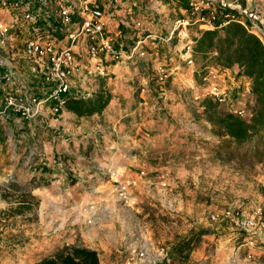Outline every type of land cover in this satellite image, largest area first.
<instances>
[{
    "label": "rangeland",
    "instance_id": "1",
    "mask_svg": "<svg viewBox=\"0 0 264 264\" xmlns=\"http://www.w3.org/2000/svg\"><path fill=\"white\" fill-rule=\"evenodd\" d=\"M143 1L148 21L138 27L127 17L109 30L113 39L119 32L147 40L145 56L118 63L87 57L74 78L86 99L102 88L112 94L102 115L79 119L64 109L56 121L46 105L36 123L0 120V264H35L67 246L120 263L117 250L146 238L170 245L173 264H230L238 232L211 215L264 211V164H251L248 146L225 142L203 115L211 64L195 54L188 65L183 50L201 32L189 26L169 40L171 4L182 0ZM0 20L9 14L0 10ZM117 180L131 182L127 202ZM189 243L193 252L181 253Z\"/></svg>",
    "mask_w": 264,
    "mask_h": 264
},
{
    "label": "built area",
    "instance_id": "2",
    "mask_svg": "<svg viewBox=\"0 0 264 264\" xmlns=\"http://www.w3.org/2000/svg\"><path fill=\"white\" fill-rule=\"evenodd\" d=\"M125 1L113 0L115 4ZM182 6L184 13L176 19L169 40L173 39L176 31L189 26H196L202 33L238 23L264 47V0H186ZM0 10L10 17L9 21L0 20L2 124L36 123L45 117L46 105L59 121L58 115L65 109L67 97L86 98L74 91L73 81L84 71L82 62L87 57L89 60L104 58L106 62L118 63L146 54L142 51L143 41H138L128 50L115 43L110 36L108 16L94 0H0ZM135 24L142 26L141 22ZM24 31L26 36L22 40L19 37ZM59 34L63 36L59 37ZM194 47L195 43L187 42L183 48L188 56L185 59L188 65H194ZM99 74L103 76L106 73L101 71ZM244 79L248 83L244 95H254L252 81L247 77ZM225 80L224 68H206L204 98L216 106H226L229 113L250 121L255 103L243 104L241 98L234 100L233 91L226 86ZM115 184L119 198L127 202L131 182L117 180ZM240 210L241 207L237 212L229 210L225 215H211L214 223H229L238 232L234 237L230 264H264V211L261 207L251 212ZM92 223L93 219H90L88 224ZM141 242L139 245L130 242L117 250L121 254L118 264L174 263L170 245H160L147 238ZM242 254H245L244 258Z\"/></svg>",
    "mask_w": 264,
    "mask_h": 264
},
{
    "label": "trees",
    "instance_id": "3",
    "mask_svg": "<svg viewBox=\"0 0 264 264\" xmlns=\"http://www.w3.org/2000/svg\"><path fill=\"white\" fill-rule=\"evenodd\" d=\"M63 35L59 34V37ZM194 52L210 62V66L225 69L238 67L242 76L252 81V91L256 97L250 121L220 112L210 100L204 99L203 115L213 126L218 137L226 138L239 146H248V158L253 165L264 164V47L262 43L238 23L200 33L195 39ZM209 66V67H210ZM111 93L100 89L90 98L67 97L65 110L77 118H91L102 115L111 104ZM4 128L0 126V136ZM193 242V241H192ZM179 251L190 255V243ZM37 264H101L99 254L88 248L72 247L58 250L53 256L44 258Z\"/></svg>",
    "mask_w": 264,
    "mask_h": 264
},
{
    "label": "crops",
    "instance_id": "4",
    "mask_svg": "<svg viewBox=\"0 0 264 264\" xmlns=\"http://www.w3.org/2000/svg\"><path fill=\"white\" fill-rule=\"evenodd\" d=\"M94 2L96 3V0H94ZM143 2H144L143 0H126L122 4H115L113 2V0H98L99 6L104 9V11L106 12V14L108 16V19L111 23V28H112L111 31L112 32H116L115 30H117V28L121 27L120 24L124 23L123 21L126 20L127 17H128V19L132 20L133 22H141L142 24L145 21H148L146 18V15H145V14H147V12L146 11L142 12V11H144L143 10L144 7L147 8V6ZM172 2H174V1H172ZM176 2H178V0H176ZM156 3L160 4V3H162V1L156 0ZM185 3H186V0H182L181 4H179V5L177 3L171 4V5H173L172 8L170 7L171 8L170 14H171L172 19L176 20L177 18H180V16L183 15V13H184L183 7L184 6H182V5H184ZM171 5H169V6H171ZM117 21H120V24H118L119 22H117ZM166 21L168 22V21H170V19H167ZM184 31L185 30H182V29H180L179 31H176L175 37L178 38L181 33H184ZM196 31L198 32L197 29H196ZM120 34H121V32H120ZM199 35L200 34H196L195 37L198 38ZM120 39H124L126 41L125 42L126 45ZM114 40L118 46H120V45L125 46L126 50H128V48H127L128 46H130V45L133 46L137 43L136 40H134L133 36L123 35L121 37V36H119V32H118V34H116V39L114 38ZM146 41H143V43ZM178 42H179V44H177V45L175 44V47H176L175 52L180 51L182 43H184L182 41H178ZM190 42L195 43V41H192V40ZM174 43H175V40L172 42V44H174ZM170 49L172 50L171 47H170ZM171 60H173V59H171ZM106 66L108 67V65H106ZM224 70H226V80H225L226 86L229 89H231L232 91H235L236 94L239 93L238 95H240V98H241L243 104L248 103L250 105L252 103H255V101H256L255 95H251L250 93L247 95H244L246 87L248 88V83L246 82L244 77H242L239 68L235 67L231 70L224 68ZM251 88H252V84H251ZM240 89H241V91H240ZM243 96H246V98H243ZM64 113L68 114V112H64ZM219 225H221V224H219ZM221 226H220V228H221ZM224 226H228L229 230H232V231L235 230L230 224H225ZM40 261L41 260L36 261L35 264L39 263ZM100 262H101V264H103L102 261H100ZM106 262H107L106 264H118L119 263V261H117L115 257L112 259L111 256H109V255H108V259L106 260Z\"/></svg>",
    "mask_w": 264,
    "mask_h": 264
}]
</instances>
